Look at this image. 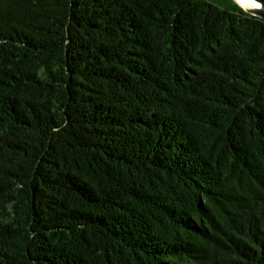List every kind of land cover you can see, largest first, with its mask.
<instances>
[{
  "label": "trees",
  "instance_id": "obj_1",
  "mask_svg": "<svg viewBox=\"0 0 264 264\" xmlns=\"http://www.w3.org/2000/svg\"><path fill=\"white\" fill-rule=\"evenodd\" d=\"M0 264H264V20L0 0Z\"/></svg>",
  "mask_w": 264,
  "mask_h": 264
},
{
  "label": "water",
  "instance_id": "obj_2",
  "mask_svg": "<svg viewBox=\"0 0 264 264\" xmlns=\"http://www.w3.org/2000/svg\"><path fill=\"white\" fill-rule=\"evenodd\" d=\"M243 11H245L247 14L258 17L264 20V0H248L253 4L260 3L261 8L257 9L254 7H246L247 4L239 1V0H233Z\"/></svg>",
  "mask_w": 264,
  "mask_h": 264
},
{
  "label": "bare ground",
  "instance_id": "obj_3",
  "mask_svg": "<svg viewBox=\"0 0 264 264\" xmlns=\"http://www.w3.org/2000/svg\"><path fill=\"white\" fill-rule=\"evenodd\" d=\"M239 1H242V2L246 3V4H247L246 7H254V6H255V4L251 3V2L248 1V0H239Z\"/></svg>",
  "mask_w": 264,
  "mask_h": 264
},
{
  "label": "clouds",
  "instance_id": "obj_4",
  "mask_svg": "<svg viewBox=\"0 0 264 264\" xmlns=\"http://www.w3.org/2000/svg\"><path fill=\"white\" fill-rule=\"evenodd\" d=\"M255 7H256L257 9H259V8H261V4H260V3H256V4H255Z\"/></svg>",
  "mask_w": 264,
  "mask_h": 264
}]
</instances>
